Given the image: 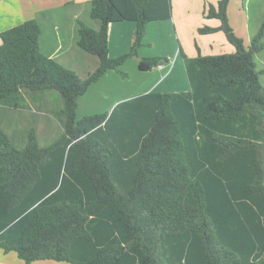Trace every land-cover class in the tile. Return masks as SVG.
<instances>
[{
  "label": "trees",
  "instance_id": "trees-1",
  "mask_svg": "<svg viewBox=\"0 0 264 264\" xmlns=\"http://www.w3.org/2000/svg\"><path fill=\"white\" fill-rule=\"evenodd\" d=\"M205 2L219 25L199 33L222 31L233 52H182L190 90L139 94L80 119L79 97L140 57L148 23L172 18V0H91L96 25L82 22L76 33L97 58L85 77L42 51L37 18L0 32V248L26 264H264V84L255 61L264 15L245 46L229 23L230 0ZM120 21L136 23L133 42L112 57L109 26ZM166 60L140 57L139 69ZM47 91L60 95L61 134L42 145L31 126L20 141L15 113L26 94Z\"/></svg>",
  "mask_w": 264,
  "mask_h": 264
},
{
  "label": "crops",
  "instance_id": "crops-1",
  "mask_svg": "<svg viewBox=\"0 0 264 264\" xmlns=\"http://www.w3.org/2000/svg\"><path fill=\"white\" fill-rule=\"evenodd\" d=\"M174 1L173 5H174ZM183 7V12L181 13V9L178 13L175 11V6L173 7V16L170 19L166 20H156L151 21L147 25V30L145 34L144 43L150 44V49L145 48L142 45L139 48V56L140 57H152V56H161L167 58L162 64L154 67L152 70L144 71L148 75L146 80L139 86V88L135 89L132 94L129 96H124V98H120L119 96L114 97L115 86L113 84V79L120 78L119 73H117L116 69L107 71L102 78L93 83L88 91L79 97L78 99V108L77 114L80 107L88 106L89 99H86L89 94L94 95L96 89H103V93L111 96V101L109 105L105 109V111L112 110L117 104L122 101L128 100L131 97H134L139 94H145L151 91H159V92H181L190 90V83L187 76V71L184 64V59L182 52H184L189 57L197 56L199 53L202 55L213 54V51L217 49V46H214L212 43H218L220 39L221 43H226L224 37H220L219 39L215 36L209 38L211 42H208L207 37H204V42L199 45L196 43V33L197 28L201 25L200 19L201 15L204 13L203 0H194L197 3H193L192 0H180ZM212 3H216L218 0H211ZM242 3L239 4L237 0H230L228 7V15L230 12V8L232 4H234L236 10L239 13V26L240 29L236 33H240V37L243 38L245 46L250 44L251 38L257 32L258 28L255 26L252 28L251 18L247 17L246 13L243 11L245 6V0H241ZM91 0H0V32L19 25L26 20L37 18L40 23L45 25H52L55 20L58 19H67L64 23V39L71 38L76 42V33L80 23L88 21L91 10ZM262 3V2H261ZM85 13L84 18H81V15ZM194 18V21L191 19ZM59 22V21H58ZM89 23V22H88ZM217 22L214 26L218 25ZM153 24V25H151ZM153 26V27H152ZM155 26V27H154ZM136 27V23L134 21H120L111 23L109 26V54L112 57L119 56L127 51H129L131 44L133 42V34ZM151 28L153 32H151ZM128 33V34H126ZM169 34L171 38L176 39V43H180L179 46H176L174 41H170L169 43L166 41V34ZM44 43L46 39L49 40V37H44ZM164 38V39H163ZM62 43L64 41L61 38ZM192 39V40H191ZM199 40V39H198ZM191 41V42H190ZM42 42V41H41ZM2 43V39L0 37V45ZM59 43V42H58ZM165 43V44H163ZM181 43H186L185 50L182 49ZM194 43V44H192ZM264 43V37H263ZM50 44V43H49ZM77 44V43H76ZM173 44V45H172ZM55 45V43H54ZM51 46V44H50ZM55 47V46H53ZM62 48H64L62 46ZM62 48L57 50L58 48L49 49L48 53H51L52 56L56 57L59 62L64 65L71 64L70 62L74 60L72 58L73 54L66 53L62 51ZM232 50L229 51L233 52ZM61 50V51H60ZM264 52V48L255 54V61L257 63V67L259 60L258 57L260 54ZM82 60H86L93 62V64H97L96 57H88V55L82 54ZM140 57H131L128 58L120 67L125 68L126 64L132 63L136 68L139 66ZM76 60V59H75ZM85 63V61H84ZM132 64H130L132 66ZM260 65V64H259ZM117 69V70H119ZM123 69H121L122 71ZM140 70V69H139ZM127 75L129 72L124 70ZM122 71V72H124ZM260 74H264V67L259 68ZM141 72H143L141 70ZM81 75V74H80ZM261 78V75H260ZM95 84H103L102 87H92ZM105 89V90H104ZM53 94V93H52ZM50 93L46 92L41 95V102H47L50 98ZM91 95V96H92ZM60 101V100H59ZM94 101V100H93ZM61 104V101H60ZM27 108L29 106L27 105ZM32 108V105H31ZM41 109V108H40ZM43 109V108H42ZM34 111V109H32ZM48 111V114L46 112ZM57 111L56 108H47L46 110H39V119L41 120L43 126L42 128L47 132L52 129L55 121L58 120L54 117H51L49 112ZM35 114V113H34ZM25 118V122L18 121L15 123V130H13L14 136H16L20 141L23 140L25 128L31 127L29 124L33 123L35 118H33V113H25L23 114ZM37 119V117H36ZM78 119V117H77ZM52 125V126H51ZM33 127V126H32ZM45 131V132H46ZM128 144V143H127ZM255 254V253H253ZM0 264H26L25 260L18 257L15 251L5 252L2 248H0ZM31 264H71L66 261H56V260H36L31 262Z\"/></svg>",
  "mask_w": 264,
  "mask_h": 264
},
{
  "label": "rangeland",
  "instance_id": "rangeland-1",
  "mask_svg": "<svg viewBox=\"0 0 264 264\" xmlns=\"http://www.w3.org/2000/svg\"><path fill=\"white\" fill-rule=\"evenodd\" d=\"M203 1H204L203 6H204L205 11H204L203 15H201V19H200L201 25L197 28V33L195 34L197 37L196 38V42H197L196 44L202 45L204 40H206V39H204V37H207L209 43L211 42V39H209V38H211L213 36H215L218 39L220 37H224L226 43H224V44L221 43L220 39L218 40V43H212L214 46H217V49L215 51H213V54L231 53V51H229V50L230 49L232 50L233 46L227 41V39H226V37L222 31L211 33V34L199 33L198 29L200 27L205 26V25L214 26L217 22H219L218 19L208 18L205 16V13L208 10V5L205 2V0H203ZM192 2L197 3V1L195 2L194 0H192ZM237 2H239V4L242 3L241 0H237ZM244 2H245L244 3L245 6H244L243 11L246 13L247 17L250 16L252 28H254L255 26H257L256 28H259L260 24L263 20V15H264V0H245ZM174 6H175L176 13H178L180 11V9H181L180 12L181 13L183 12L184 6H182V3L180 0H175L173 7ZM84 17H86V16H85V13L83 12L80 19L84 18ZM228 19H229V23L233 27V29H236L238 31L240 29L239 13L236 10L234 4H232V6L230 8ZM191 20L194 21V18H192ZM65 21H67V19H65ZM65 21L58 17V19L55 20L54 23H51L52 25L43 26L41 24L43 27L41 49L43 52L46 53V52H48L49 49H53L56 47V48H58L57 50H59L63 46L64 47V48H62L63 52L70 53V54L74 53V56L72 57V58H74V60L71 61L70 62L71 64H69L67 66L76 70L79 74H81L82 77H85L89 72H91L96 67L97 64L96 65L93 64V62H90V60L89 61L82 60V58H83V57H81L82 54L88 55V57H92V56L96 57V56L82 50L76 44L77 43L76 39H75L76 42H74V40L71 38H66V40L64 39L63 35H64V23H65ZM85 22L86 23L89 22L92 25H96V21L94 19H92L91 17H89L88 21H85ZM151 25H153V24H151ZM218 25H219V23H218ZM218 25H216V26H218ZM150 31L153 32V29L151 28ZM126 34H128V33H126ZM236 34L238 36H241L240 33H236ZM44 37H49L50 39L49 40L46 39V42L44 43V39H45ZM60 37L63 38L64 41H67V42H65V43L60 42L61 41ZM166 41L168 43L170 41H174L175 43H173V44H176V46H179V44H180V43H176V39L171 38V36L168 33L166 34ZM49 43L51 44V46ZM54 43H55V45H54ZM163 44H165V43H163ZM192 44H194V43H192ZM143 45L145 48L150 49V44L144 43ZM169 45H170V43H169ZM182 45L185 46L186 43H181V47H182ZM53 46H55V47H53ZM182 49L185 50V47L184 48L182 47ZM258 60H259V63H258L259 67H257V69L259 70L260 67H264V52L259 55ZM84 61H85V63H84ZM130 64H132V63H130ZM130 64L127 63L125 68H121V69H123L122 71H124V70L128 71L129 75L124 76V74H122V72H121V69H119V70L116 69L117 73H119V75H120L119 76L120 78L113 79V84L115 86L114 90H116V92L113 95L114 97L119 96L120 98H124V96H129L130 94H132V92L135 89L139 88V86L146 80V77L148 76L146 74V72H144L143 70H142L143 72H141V70H139V66H137L135 68L133 66V64H132V66ZM260 75H261V81L264 84V74H260ZM102 86H103V84H100L99 86H98V84H95L92 87H99L100 88ZM95 91L96 92L94 95L89 94L86 98V99H89V105L79 108L78 114H77L78 119H80L84 116H87V115H93V114L104 113V112H108L110 114V112L112 111V110L105 111V109L109 105V102L111 101L112 97L104 94L103 89H96ZM47 92L50 93V95H49L50 98L47 100V102H41V95L38 96L36 98V100H32L26 94V101L25 102L27 103L29 108H27V106H26L24 109H21L20 111L15 113L17 120L22 121L23 123L25 122V118L23 116V114H25V113L30 112V113H33V118L37 117V120L35 119L34 122L29 124V125L35 127V129L38 133V136L40 137V140L42 142V145L52 144V142L62 132L60 124H59V122L57 123V121H55L53 126L51 125L52 129L50 130V132L49 131L47 132L46 130H44L42 128L43 124H42L41 120L38 118L39 114H41V113H39V110H43V109L46 110L47 108H54V107L56 108V110H58L61 107V104H60L61 100H60L59 92L58 91H47ZM31 105H32V108H31ZM32 109H34V111H32ZM47 114H48V111L46 112L45 115H47ZM49 114L51 115V117H54L53 112L50 111ZM6 128L9 132L12 131L10 126H6ZM17 146L23 147V143H18Z\"/></svg>",
  "mask_w": 264,
  "mask_h": 264
}]
</instances>
